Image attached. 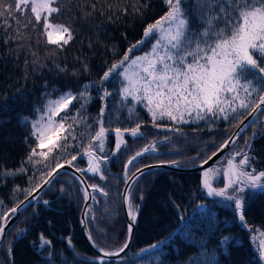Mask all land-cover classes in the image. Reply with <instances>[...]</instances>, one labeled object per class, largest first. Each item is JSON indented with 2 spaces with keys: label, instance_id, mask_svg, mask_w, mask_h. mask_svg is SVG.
I'll return each mask as SVG.
<instances>
[{
  "label": "trees",
  "instance_id": "trees-1",
  "mask_svg": "<svg viewBox=\"0 0 264 264\" xmlns=\"http://www.w3.org/2000/svg\"><path fill=\"white\" fill-rule=\"evenodd\" d=\"M145 3H147L146 8L143 7ZM92 5H95V9ZM133 5L140 7L142 14L135 12ZM53 6L60 10L52 14L50 21L54 24H63L73 31V40L63 50L47 42V37L43 34V20L39 26L35 27V30L33 29L35 21L30 10H25L28 15L25 14L22 19L16 17V12H14L15 19L8 17L7 14L0 16V101L7 97L9 108L8 111H4L0 107V168L4 170L19 169L22 162L26 161L30 147L36 146L34 139L28 138L30 127L20 123L21 116L37 119L34 108L43 110L46 102L45 93H51V98L56 99L69 89L79 92L86 83L95 81L98 85L107 67L122 59L131 45L144 38L143 33L147 24L154 23L168 10L164 0H58ZM121 8H126L127 11L122 12ZM5 20L10 27L5 26ZM29 21L32 22L29 23ZM148 44L146 41L142 49H147ZM56 65L66 67L67 71H59ZM84 65H87V71ZM105 86L113 93L117 89L115 82H106ZM99 94V88L93 87L90 92L93 99L87 106L89 123L102 106L103 102L99 99ZM73 106L78 107L75 101ZM135 107L142 120L143 136L138 139L146 141L148 136H151L155 141L160 134L175 140L179 133L186 134L196 146L191 147L186 154L188 158L191 155L195 156L189 162L202 156L201 142L211 144L222 133H227L230 127L234 126V129L246 116L243 110H240L235 120L231 115L227 120L216 117L212 120L189 123H177L166 118L157 120L155 123L160 127H156L147 110ZM60 115L63 116L65 113ZM125 126L134 125L131 123L121 125V127ZM82 127V125L78 126L77 131H81ZM125 136L129 135L125 134ZM108 137L110 138L109 148L113 149L115 137L111 133ZM252 141L251 153L256 157L254 163L264 170V133H259ZM44 151H47V148ZM68 152L75 154L77 150L69 147ZM150 153L152 154L151 151ZM150 153L143 154L135 161L138 160L146 165L173 161V159L159 161V157H153L154 155ZM128 154L120 152L118 159L109 165V170L114 173L125 171ZM130 154L133 155L135 152ZM54 155L55 153L51 154L44 163H54L52 161ZM81 157L83 156L78 155L77 162H83ZM175 162L190 164L182 161ZM23 166L28 169L27 173L15 177H0V200H3L6 209L13 208L25 199L23 191L14 193L13 189L17 186L21 189L28 188L29 177L41 168L42 164L33 166L25 163ZM62 174L70 175L82 188L74 176L66 171H62L58 176ZM57 177L52 184L59 180ZM202 179L200 171L174 169L153 170L142 175L135 184L143 189L142 201L139 196L133 199L136 188L134 190L132 186L133 203L139 205L133 246L120 259L109 258V260L114 264H188L189 257L200 258L206 253V259L210 260L213 255L215 256L216 264H262L253 247L249 229L242 226L232 208L226 207L230 202L220 197H208L202 191ZM106 191L116 214L115 222L108 215L107 219H100L98 223L103 224L116 235L117 238L112 240L113 243L117 239L118 243L122 242V246L128 236V227L123 216L121 190L106 187ZM42 194L39 200H47L50 204L45 206L43 203L35 202L27 210L30 218L22 226L26 230L23 235L17 238V234H13L15 228L13 225L14 227H11L4 238L5 242L9 237L12 239L9 264H46L48 251L39 248L40 233L51 241L54 264H61L63 258H66V264H95L94 258L97 255L86 243L79 225L81 199L73 200L61 190L53 191L52 187L51 190L47 188ZM248 195V206L245 210L246 224L250 227H261L264 230V192L257 191L255 194ZM202 204L206 207L198 208ZM33 207L36 209L33 210ZM181 216L183 220L180 219ZM221 235L230 236L234 240V246L229 248L230 254H221L222 250L218 246ZM170 236L172 240L168 244L161 245L162 252L159 249L141 252V249L148 248ZM68 237L71 238L74 248L68 246ZM93 239L105 250H111L104 247L107 241L100 243L94 237ZM5 242L1 243V246ZM76 253L79 255L77 256ZM83 257L92 259L83 261ZM0 264H2L1 261Z\"/></svg>",
  "mask_w": 264,
  "mask_h": 264
},
{
  "label": "snow or ice",
  "instance_id": "snow-or-ice-1",
  "mask_svg": "<svg viewBox=\"0 0 264 264\" xmlns=\"http://www.w3.org/2000/svg\"><path fill=\"white\" fill-rule=\"evenodd\" d=\"M57 2L58 0H16L14 7L0 2V16L7 14L15 19L14 12L23 14L26 9L30 10L35 21L33 29L43 20V34L47 37V42L63 50L73 40V31L63 24L50 21L52 14L60 10L53 6ZM164 3L168 9L165 14L154 23L147 24L144 38L131 45L122 59L107 67L98 85L95 81L86 83L79 92L69 89L56 99L51 98V93H45L43 110L34 108L37 119L20 117V123L30 127L28 138L34 139L36 146L30 147V153L19 169L0 168V177H15L27 173L28 169L23 166L25 163L33 166L42 164V167L29 177L28 188L21 189L17 186L13 189L14 193L23 191L25 199L32 196L28 203L36 201L48 206L49 201H40L38 196L32 195L33 192L45 185L51 190L49 178L64 163L75 167L73 162L78 159V155L87 157L88 167L77 168V171L82 174L87 171L105 179L103 172L106 170L108 157L104 153L109 133L116 141L113 154L120 152L122 146L126 145L125 134L133 138L143 136L142 120L135 105H142L147 110L156 127L160 125L155 122L165 118L177 123H189L216 117L227 120L231 115L235 120L240 110H243L245 115L256 112V121L260 115H264V108L261 107L264 105V0H164ZM143 7L146 8L147 3ZM92 8L95 9V5ZM133 10L141 13V8L135 5ZM120 11L126 12L127 9L121 8ZM4 23L10 27L7 20ZM146 41L151 45L148 52L140 56L130 55L134 49L142 48ZM56 67L61 72L67 71L66 67ZM84 67L87 71V65ZM106 82L117 84L115 93L109 91L105 86ZM93 87L99 88V99L103 103L99 113L89 123L87 106L93 99L90 95ZM74 101L78 107L73 106ZM0 107L4 111L9 110L7 97L0 101ZM61 113L65 115L61 116ZM56 117H60L59 120ZM127 123L134 126L121 127ZM80 125L83 127L78 132L77 127ZM231 143L235 144V140H231ZM245 145L244 149L234 152L228 159L227 183L223 187H214L209 182V173L214 172V169L210 168L203 173V187L207 190V195L230 202L226 207L232 208L242 225L246 224L248 194L264 192V170L258 171L253 166L252 162L256 157L250 155L252 144L245 141ZM69 147H74L77 152L69 153ZM224 147H227V143ZM45 148L47 151H44ZM150 151H155V144L136 152L125 165L126 189L123 195L130 222L129 235L123 245L118 250L107 251L96 244L91 231H88L92 246L103 253L94 258L95 264H114L109 258L119 256L129 247L132 228L139 212V206L132 200V186L144 175V169L137 167L129 173L128 166ZM53 153L54 163H44ZM237 156L240 157L238 162ZM37 157L40 159H36ZM208 159L204 160L205 164ZM172 164L179 166L175 161ZM44 169L48 171L45 172ZM88 188L93 193L100 192L107 196L98 185H88ZM88 188L84 189L85 201L89 199ZM139 199H144L142 192ZM18 207L19 205L6 209L3 200H0V243L5 242V227L9 217L17 213ZM89 214L90 210H86L81 220L85 228ZM180 219L183 220V216ZM24 231L26 230H19L17 238ZM259 237L257 251L261 261H264V232L259 233ZM253 239L256 240L257 237ZM171 240L170 236L141 249V252L157 249L162 252L161 245L168 244ZM67 243L70 248H74L70 237L67 238ZM218 246L222 250L221 254H230L229 248L234 246V240L230 236L221 235ZM39 248L48 251L46 264H54L51 241L43 233L39 235ZM11 251L12 246L9 245V256ZM206 256L205 253L200 258L189 257L188 264H216L214 255L210 260ZM91 259L82 258L83 261ZM61 264H66V258L61 260Z\"/></svg>",
  "mask_w": 264,
  "mask_h": 264
},
{
  "label": "rangeland",
  "instance_id": "rangeland-1",
  "mask_svg": "<svg viewBox=\"0 0 264 264\" xmlns=\"http://www.w3.org/2000/svg\"><path fill=\"white\" fill-rule=\"evenodd\" d=\"M8 1L0 0V2H2L3 4H12L14 7L16 0H8ZM25 14L28 15V13L26 11H24L23 14L16 12V17L22 19L25 16ZM148 45H149V47H147V49H144V48L143 49L142 48L134 49L130 55H133V56L143 55L145 52H148L150 50L151 45L150 44H148ZM135 106H138V107H140L146 111V109L143 108L142 105H135ZM56 119L59 120L58 118H56ZM233 127L232 128L230 127V129H228L226 131L227 133H225V134L222 133V135L218 139L215 138V140L212 141L211 144L206 143V142H201L200 147H202L203 149L200 153H202V156H200L199 158H197L195 160H192L191 162H189V160H191V158L195 157V156L191 155V157L188 158V157H186L187 156L186 154L188 153L189 149H191V147H196V146H195V144H193V140L189 139V137L186 134H180V133H179V136L177 137V139H175V140H171L170 138L168 139L167 137H163L160 134H158L159 135L158 140H155V141H154V138L151 136H148V140H146V141L143 139L133 138L131 136H128V137L125 136V140L127 141V143L125 146H122L120 152L125 153V155L127 153H129L126 156V158L128 160L133 155H135V154L131 155L130 153H132V152L136 153L138 151H142L145 147H147L151 144H155V151H151L152 154L150 152L149 153L152 156L154 155L153 157H159V159H158L159 161L161 159H166V160L173 159V161H178V162L182 161L185 163H190V165H191L194 163H200L203 160L210 157L212 155V153L214 152V150L216 148H219L223 144V141L233 132L232 131ZM253 133H255V137L259 133H264V115H260L257 118V120L254 122V124L250 127V129L244 134V136L234 145V147H232L230 150H228L226 152V154L223 155V157H221L215 164H213L212 167H210L211 169L215 170L214 172H210L209 177H208L209 182L214 187H218V188L223 187L227 183V161H228V159L231 158V156L234 152H239L241 149H244L246 147L245 141H249L252 144V142H253L252 140L255 138V137L253 138ZM109 139L110 138L108 137L106 148H105V153H104V155H106L108 157L107 164H106V170L103 172L105 179H100V177L98 175H94V174L89 173L87 171H85L83 174L86 175L87 180L89 181L90 185H98L100 188H103L106 193H107L106 187L111 188V189L117 188V189L121 190L120 192H121V201H122V194L124 191L123 188L126 184L125 179H124V172L125 171L114 173V172H111L109 170V165L113 161L118 159V154H120V152L113 154L114 148L113 149L109 148V142H110ZM149 141H152V142H149ZM184 147H188V148L185 149ZM198 151H199V149H198ZM250 155H253V154L250 153ZM176 156H177V158H176ZM81 159H83V162H77V160H76L74 163L77 166V168L86 169L88 167L87 157L83 156V157H81ZM239 159H240V157L237 156L236 161L238 162ZM254 162H256V159L252 162L253 166L258 171H261V169L258 168ZM145 165L146 164H142L137 160V161L133 162V164L128 167L129 173L135 171V169L137 167H141V166H145ZM57 178H59V180L57 182H53L52 190L55 191L57 189L58 190L63 189L62 192L65 193L69 198H72L73 200H75V199L80 200L81 199V203H82L81 211H82L83 206L85 204L84 203L85 193L83 191V188H81L77 184V182H75V179L72 178L70 175L62 174V176H58ZM203 179H204V177H203ZM203 179H202V182H203ZM133 187H134V190H135V188H136V190H138V192H136V190H135L134 197H133V199H136L140 195V193L143 189L139 185L138 186L133 185ZM202 191H204V193L207 195V190L203 187V183H202ZM92 192H93V190H92ZM208 197H211V196H208ZM92 203H93V207L90 210L91 215L89 214V224H90V230L92 232L93 237L96 239L97 242H100V243L104 242V240L107 241V243L104 244L105 245L104 247L106 249L118 250L120 248L122 242L120 241L118 243V241L116 239V242L113 243L112 240L114 238H117V237H115L116 235L112 234L111 230H109V228L105 227L101 223H98V221L100 219H103V218L107 219L106 217L108 215L113 220L116 217L114 209H112L113 207L111 206V204L108 200V194H107V196H104L100 192L93 193V202ZM134 204L136 205V203H134ZM202 205H203V207H200L201 205H199L198 208L206 207L205 204H202ZM31 206H33V204ZM122 207H123V201H122ZM30 208L31 207L24 210L21 213V215L18 216L17 220L13 223V225L15 226L14 231H13L14 235L17 234L19 230L24 229L22 226L30 218V213L27 211ZM35 209L36 208L33 207V210H35ZM25 211H27V212H25ZM123 216L125 219V212H123ZM93 217H94V219H93ZM113 222H115V220ZM125 222H126V220H125ZM242 226L244 228L249 229L250 238L252 240L253 247L257 251L259 239H260L259 233L264 232V230L261 227H250L247 224L242 225ZM253 237H257V239L254 240ZM11 242H12V239L9 237L8 240L5 242V244H3V246H1L0 261L2 264H9V262H10V256L8 253V248H9V245H11ZM257 253H258V251H257ZM258 256H259V253H258ZM259 259H260V257H259ZM123 260L126 261V259H123ZM262 264H264V261H262Z\"/></svg>",
  "mask_w": 264,
  "mask_h": 264
},
{
  "label": "water",
  "instance_id": "water-1",
  "mask_svg": "<svg viewBox=\"0 0 264 264\" xmlns=\"http://www.w3.org/2000/svg\"><path fill=\"white\" fill-rule=\"evenodd\" d=\"M262 108H264V105L261 106ZM254 117H257V113L253 112L251 114H247L245 117H243L242 121L236 125V127L233 129L232 134L223 142V144L215 151L212 153V155L210 156L211 159H208V163L205 164L204 160L200 163H195V164H191V165H187V164H179L176 163L179 166H176L174 164H172V161L170 162H159V163H148V165L145 166H141L139 168L144 169V174L148 173L149 171H153V170H159V169H174L177 171H200L203 173L208 170L210 167L213 166V164H215L228 150H230L236 143L237 141L244 135L245 132H247V130L252 126V124L254 123ZM237 134H238V138H237ZM235 140V144L231 143V140ZM227 143V147H224V145ZM146 166H151V167H146ZM76 167H72L66 163H64V166L62 168H58L56 169L55 173L53 174L52 177L49 178L50 183L52 184V181L59 175L62 173V171H66L68 173H70L71 175H74L75 178L77 179V177H79L80 179H77L78 182H80L83 191L85 188H88V185H90L89 181H87L86 176L84 174H82L81 172L76 170ZM141 177V176H140ZM81 180L83 181V183H81ZM48 188L47 185H45L42 188H39L38 190L33 192V196H38L39 198L42 196V193ZM126 189V184L123 188V194L125 192ZM88 193H89V199L87 201H85L84 198V206L83 209L81 211V216H80V221H79V225H81V232L82 235H84L85 241L88 244V246H90L92 252L95 255H100L102 256L103 253H100L97 251V249L95 247L92 246L91 242L88 239V231L90 230L89 228V224H88V220H87V228H85L84 224L81 223L82 218L84 217V213L86 210H91L93 207V192L91 188H88ZM122 194V201H123V212H125V220L127 223V227L128 224L130 222V217L128 215V206L125 203L124 200V195ZM32 200V196H28L27 199H23L22 201H20L19 204H17L15 207H18L17 213L14 216H10L8 223L5 227L4 230V238L6 237V235L8 234V232L11 230V226L13 225V223L17 220L18 216L21 215V213L26 210L27 208L31 207L32 204H34L36 201H33L32 203H28V201ZM23 202V203H21ZM138 220V214L136 216V221L135 224L132 228V232H131V239L129 242V247L127 249H125L124 252L120 253L119 256H115V257H111V258H120L121 256H123L125 253H127L128 251H130L131 247L133 246V241L136 235V228H137V222ZM128 233V232H127ZM129 235V233H128ZM128 237V236H127ZM93 238V237H92ZM94 240V239H93ZM1 246V243H0ZM101 247V246H100ZM102 248V247H101ZM109 251H115V250H109Z\"/></svg>",
  "mask_w": 264,
  "mask_h": 264
},
{
  "label": "bare ground",
  "instance_id": "bare-ground-1",
  "mask_svg": "<svg viewBox=\"0 0 264 264\" xmlns=\"http://www.w3.org/2000/svg\"><path fill=\"white\" fill-rule=\"evenodd\" d=\"M253 124H254V123H253ZM253 124H252V125H253ZM194 164H195V163H194ZM188 165H190V164H188ZM69 174H70V173H69ZM72 176H74V175H72ZM74 177H75V176H74ZM86 179H87V178H86ZM87 181H88V180H87ZM79 183H80V182H79Z\"/></svg>",
  "mask_w": 264,
  "mask_h": 264
}]
</instances>
